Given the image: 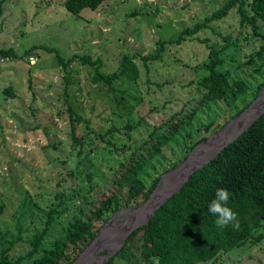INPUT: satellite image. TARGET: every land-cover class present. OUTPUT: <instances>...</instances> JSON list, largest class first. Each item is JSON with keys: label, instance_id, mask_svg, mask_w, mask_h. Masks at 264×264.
Instances as JSON below:
<instances>
[{"label": "rangeland", "instance_id": "obj_1", "mask_svg": "<svg viewBox=\"0 0 264 264\" xmlns=\"http://www.w3.org/2000/svg\"><path fill=\"white\" fill-rule=\"evenodd\" d=\"M66 1L0 0V48H14L19 55L16 59L0 56V246L4 235L11 240L19 236L27 240L41 229L51 208L53 239L60 233L61 224L70 226L90 215L102 199L116 192L114 183L124 171V153L119 157L103 151L84 124L78 125L77 136L87 135L90 143L83 154L79 153L71 135L64 73L55 55L41 46L60 50L66 59L75 54L100 58L101 70L111 73L118 70L124 55L149 56L159 41L176 40L185 29L204 25L179 45L166 43L160 60L145 65L136 58L140 70L136 82L123 79L115 83L135 105L136 118L144 119L151 129L160 128L163 133L173 123L190 117L177 138L155 157H150L143 146L145 127L131 139L118 142L139 147L134 155L145 157L141 177L147 185L187 162L189 155L192 157L183 168L190 161L197 164L218 136L230 134L231 124L243 113L237 115L223 102L200 105L203 92L198 82L207 74L204 67L209 59L206 43L197 38L207 39L220 51L221 70L229 72L230 79L240 78L250 84L251 91L244 100V104L250 103L247 108L254 102L264 105V86L255 96L257 86L264 82V55H254L260 39L250 29L241 31L236 10L207 22L226 0H104L96 10L84 9L79 15L66 9ZM33 46L37 47L33 54L23 56ZM71 72L69 103L93 129L104 132L112 125L106 118L114 116L113 93L108 86L92 82L94 69L74 63ZM200 137L205 138L201 142L208 140V146L200 142L184 159L182 156ZM89 147L95 148L91 154ZM175 163L177 166L171 168ZM180 178L168 180L165 186L175 189ZM140 207L105 216L93 244L76 262L103 263L104 256L118 250L127 232L139 223ZM259 234L264 236V229ZM27 248L23 241L18 242L11 254L17 256ZM199 264H264V237Z\"/></svg>", "mask_w": 264, "mask_h": 264}, {"label": "trees", "instance_id": "obj_2", "mask_svg": "<svg viewBox=\"0 0 264 264\" xmlns=\"http://www.w3.org/2000/svg\"><path fill=\"white\" fill-rule=\"evenodd\" d=\"M103 2L104 0H67L65 7L71 13L79 15L84 9L96 10ZM234 10L239 18L241 31L250 29L254 37L260 39V48L254 55L262 58L264 26L260 24L264 23V0H226L207 22L219 20ZM2 11L0 5V16ZM203 27L204 25L198 24L185 29L176 40L159 41L156 51L149 56L126 54L118 70L111 73L101 70L103 62L100 58L94 59L89 54H75L66 59L58 49L40 47L55 55L64 73V92L68 103L71 135L74 143L79 145V153L83 154L84 147L90 143L87 135L77 136L78 125L84 124L88 135H95L94 139L98 141V147L103 151L116 153L119 157L124 153L121 161L124 171L114 183L116 192L102 199L100 205L90 215L80 218L70 226L61 224L60 233L53 239L50 238L52 226L55 225L52 208L45 213L41 229L32 233L27 240L21 236L11 240L4 235L0 246V264H74L98 236L100 232L98 224L105 216L132 211L149 199L161 177L147 185L141 177L145 157L134 155L139 147H133L126 141L118 145V142L122 139H131L132 135L145 127L143 146L147 148L150 157H155L162 152L164 146L177 138L180 131L185 128L183 127L185 121L190 117L173 123L164 129L166 132L163 133L160 128L151 129L144 119L136 118L135 105L130 104L125 92L116 88L115 83L123 79L136 82L140 77L136 58L140 57L145 65L160 60L166 43L179 45L201 31ZM197 39L206 43L209 59L204 67L207 74L198 82L203 92L200 105L223 102L237 115L241 114L250 104H244L246 94L251 91L250 84L240 78L230 79L229 72L221 70L223 59L220 51L208 44L207 39ZM36 48L33 46L28 49L23 56L33 54ZM254 55L249 56V59L253 60ZM0 56L10 59L19 57L14 48L3 47L0 48ZM74 63L94 69L92 82L108 86L114 95L115 106L112 111L114 116L106 118L112 125L104 132L93 129L91 122L69 103V90L72 85L71 66ZM263 86L264 82L257 86L255 96ZM11 96H14L12 92ZM132 99L139 105L142 103L141 100H136L137 98ZM241 103L243 106L239 108L237 105ZM199 139L185 152L182 156L184 159L190 150L205 138ZM94 149L89 147V154ZM133 149L135 150L132 151ZM177 164H173L171 168ZM217 189L229 191L228 206L237 214V221L223 228L217 227L216 217L208 212V205L214 199ZM237 223L238 226H235ZM262 229H264V113L234 142L194 171L184 185L156 210L148 223L133 230L123 246L102 264H199L228 254L248 242L258 243L264 236L256 233ZM22 241L28 245L27 250L13 256L11 253L16 244Z\"/></svg>", "mask_w": 264, "mask_h": 264}, {"label": "water", "instance_id": "obj_3", "mask_svg": "<svg viewBox=\"0 0 264 264\" xmlns=\"http://www.w3.org/2000/svg\"><path fill=\"white\" fill-rule=\"evenodd\" d=\"M259 100V99H258ZM257 100V101H258ZM255 103L257 102H254L249 108H247L240 116L237 120L243 118L244 116H246L248 114V112L251 110V108L255 105ZM264 113V107H262L260 110H258L255 115L252 117V119L243 127L241 128L240 130L234 132L233 130L231 131L232 129V126L230 127V134H228V136L222 140L220 143H217L216 144V149L214 151V153L209 156V158H207L203 163H201L200 165H198L197 167H195L193 170H191L187 175L183 174V180L180 184H178L176 186V188L171 191L170 193H168L164 198H162V200H160L155 206H154V210L152 212V214L149 216L148 219L146 220H142L140 221L139 223H136V226L133 225V227L127 232L125 238H124V241L121 243V245L119 246V248H121L125 242V239L130 235V233L135 230L137 227L143 225V224H146L148 223V221L152 218V216L154 215V213L156 212V210L169 198L171 197L174 193H176L183 185L184 183L189 179V177L191 176V174L196 171L198 168L204 166L207 162H209L211 159H213L224 147L228 146L229 144H231L232 142H234L258 117H260V115ZM236 120V121H237ZM234 123V122H233ZM232 123V124H233ZM231 124V125H232ZM208 141V140H207ZM207 141H203L201 142L200 145H205V146H208L207 144ZM209 143V142H208ZM192 157V155H189V158L187 160V162L190 160V158ZM187 162H184V163H181L179 167H176L172 170H170L168 173L164 174L159 183L157 184L156 188L154 189V191L151 193L149 199L140 207V209L144 206H146L153 198L154 195H156V193L159 191L161 185L163 184V182L170 176H173L175 175L177 172H179L182 167L184 166V164H186ZM185 173V172H184ZM93 244V243H92ZM91 244V245H92ZM90 245V246H91ZM118 248V249H119ZM88 249H86L83 253H85ZM118 250H115V252H108L105 256H104V262L109 260ZM83 258V255H81L79 258H78V261H81ZM74 264H78V262H75ZM98 264H102V263H98Z\"/></svg>", "mask_w": 264, "mask_h": 264}, {"label": "bare ground", "instance_id": "obj_4", "mask_svg": "<svg viewBox=\"0 0 264 264\" xmlns=\"http://www.w3.org/2000/svg\"><path fill=\"white\" fill-rule=\"evenodd\" d=\"M263 102H259L257 103L256 105H254L251 109V111H256L257 109L260 110L262 108V104ZM264 107V105H263ZM257 110V111H258ZM249 111L248 114L246 116H244L243 118L235 121L233 124H232V129L231 131L233 130L234 132L240 130L241 128H243L252 118V115L254 114V112H251ZM256 113V112H255ZM230 131V132H231ZM223 136V135H221ZM226 137H220L219 136L217 137V139L215 140L216 143L213 145V147L208 151V154H205L204 157L199 160V162L197 164H192L191 161L185 165L186 168H183L177 172L175 175L173 176H170L168 177L164 182L163 184L161 185L159 191L156 193V195L153 196L152 200L144 207H142L141 209H139L137 211V220H146L149 218V216L152 214L153 210H154V206L160 201L162 200L163 197H165L168 193H170L171 191H173L174 189H168V186H165L166 185V182L172 178H175L177 176H180V181H179V184L182 182L183 180V174L187 175L191 170H193L195 167H197L198 165H200L201 163H203L207 158H209V156H211L215 149H216V144L217 143H220L222 140H224ZM185 172V173H184ZM166 187V188H165ZM138 221V222H140ZM90 255V253H89Z\"/></svg>", "mask_w": 264, "mask_h": 264}, {"label": "clouds", "instance_id": "obj_5", "mask_svg": "<svg viewBox=\"0 0 264 264\" xmlns=\"http://www.w3.org/2000/svg\"><path fill=\"white\" fill-rule=\"evenodd\" d=\"M229 198L228 190L217 189L214 199L208 205V212L216 217L217 227H227L237 221V214L228 206ZM235 226H238V223Z\"/></svg>", "mask_w": 264, "mask_h": 264}, {"label": "built area", "instance_id": "obj_6", "mask_svg": "<svg viewBox=\"0 0 264 264\" xmlns=\"http://www.w3.org/2000/svg\"><path fill=\"white\" fill-rule=\"evenodd\" d=\"M6 59H8V58H6Z\"/></svg>", "mask_w": 264, "mask_h": 264}]
</instances>
